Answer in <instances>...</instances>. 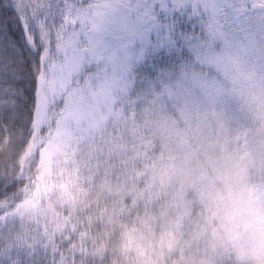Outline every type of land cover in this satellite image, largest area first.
<instances>
[{
  "label": "trees",
  "instance_id": "trees-1",
  "mask_svg": "<svg viewBox=\"0 0 264 264\" xmlns=\"http://www.w3.org/2000/svg\"><path fill=\"white\" fill-rule=\"evenodd\" d=\"M188 1L193 14L207 12L206 0H180ZM28 3L0 0L1 259L20 242L31 241L35 224L18 214L40 187L59 110L47 63L53 48ZM250 5L237 30L225 22L203 32L211 35L227 65L229 53L219 46H228L231 38L232 60L241 65L233 68L264 108V12L258 13L264 0ZM181 62L156 58L147 64L129 95L127 121L111 124L88 161L89 182L79 192L80 203L53 206L52 215L82 236L80 252L65 264H117L140 237L163 264H256L249 250H237L230 241L228 230L237 225L230 194L235 185L258 197L260 183L264 207V154L258 158L264 150L258 132L264 126H258L243 102L225 110L206 109L205 115L181 96L160 95L173 90L177 78L168 74L177 77L175 65ZM153 63L157 67L149 71ZM136 142L142 144L138 149ZM52 215L45 214L44 220ZM35 252L39 255L33 259L49 264L45 249Z\"/></svg>",
  "mask_w": 264,
  "mask_h": 264
},
{
  "label": "rangeland",
  "instance_id": "rangeland-1",
  "mask_svg": "<svg viewBox=\"0 0 264 264\" xmlns=\"http://www.w3.org/2000/svg\"><path fill=\"white\" fill-rule=\"evenodd\" d=\"M28 1V11L53 48L47 63L59 110L54 115L55 140L47 155L40 187L18 214L35 224L29 236L31 241L20 242L8 255L1 254L0 264H39V259H33L39 255L35 252L37 249H45L49 264H65L80 252L82 236L75 228L67 229L60 216L52 215L51 211L56 203L71 206L80 203L79 192L89 182L86 166L90 157L101 147L104 133L114 119L127 121L128 98L133 85L153 60L139 47H131L132 42L140 35L150 34L154 38L158 30L214 42L211 35L204 32L213 24L224 25L225 22L234 23L237 30L238 19L253 9L250 4L254 0H206L203 5L206 4L207 12L198 16L190 11L194 5L180 0ZM258 9V12L262 10ZM227 44L219 47L225 55L229 53L227 60L233 63L227 65L226 56L223 57L214 44L210 61L202 69H196L206 79L181 85L178 74L176 84L170 87L173 90L160 95L181 96V100L194 105L199 114L205 110V115L206 109L225 110L232 102H243L258 126H264V108L233 68V64L236 68L241 65L232 60L235 47L230 37ZM183 63H177L174 71L181 72ZM258 133L264 136L263 128ZM124 149L128 153L129 148ZM263 154L264 150L259 151L258 158ZM161 179L165 180L164 172ZM232 187L230 195L237 211V225L228 230L230 241L237 250H249L256 264H264V207L260 200L263 198L260 183L255 187L258 197L245 187ZM49 213L52 216L44 220ZM124 250L117 264L164 263L154 256L153 248L146 245L143 237Z\"/></svg>",
  "mask_w": 264,
  "mask_h": 264
},
{
  "label": "snow or ice",
  "instance_id": "snow-or-ice-1",
  "mask_svg": "<svg viewBox=\"0 0 264 264\" xmlns=\"http://www.w3.org/2000/svg\"><path fill=\"white\" fill-rule=\"evenodd\" d=\"M131 47H139L142 53H147L153 60L159 57L164 62L184 61L178 77L182 84L206 79L202 73H197L196 69L197 67L202 69L214 55V42L212 41L196 36L188 38L175 33L165 34L159 30L154 38L150 34L140 35L132 42ZM156 67V63H153L149 66V71H154ZM168 76L177 78L175 73H169Z\"/></svg>",
  "mask_w": 264,
  "mask_h": 264
},
{
  "label": "clouds",
  "instance_id": "clouds-1",
  "mask_svg": "<svg viewBox=\"0 0 264 264\" xmlns=\"http://www.w3.org/2000/svg\"><path fill=\"white\" fill-rule=\"evenodd\" d=\"M219 222H220V221H219V218L217 217V225H219Z\"/></svg>",
  "mask_w": 264,
  "mask_h": 264
}]
</instances>
